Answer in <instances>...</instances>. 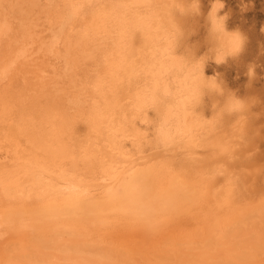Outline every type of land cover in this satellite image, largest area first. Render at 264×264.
<instances>
[{
    "label": "snow or ice",
    "instance_id": "1",
    "mask_svg": "<svg viewBox=\"0 0 264 264\" xmlns=\"http://www.w3.org/2000/svg\"><path fill=\"white\" fill-rule=\"evenodd\" d=\"M200 3L201 0H57L45 5L54 13L52 23L62 35H71L77 21L90 17L93 21L99 19L111 24L119 40L111 39L114 33L108 31H97L91 36L96 47L86 55L83 63L94 65L93 76L78 81V86L70 94L68 104L72 114L69 123L73 129L86 127L87 133L79 143L66 135H56L47 145L36 148L25 164L37 175L54 172V166H58L62 177H76L79 175L77 170L84 166L82 162L87 161L89 167L99 162L108 180L109 165L102 150L103 143L107 142V134L119 129L115 135L133 143L121 165L122 179L113 176L116 192L126 197L143 191V174L138 160L147 149L185 154L198 147L212 162L207 171L202 165H195L192 169L190 185L201 196L200 206L203 207V197L217 181L223 185L216 189V204L207 209L205 218L215 219L224 211L240 212L243 229H248L247 235H241L238 225L231 237L232 242L249 256H254L258 249L259 264H264V187L258 197L235 203L241 182L240 172L247 171L234 165L235 153L247 136L249 121L243 113L249 105L236 101V92L227 86L220 73L212 76L205 73L206 63L210 60L218 65L238 61L245 47V37L239 30L226 27L227 14L220 16L217 13L223 4L220 0H213L207 12L205 37L193 44L192 36L199 27L193 21L199 17L196 13L200 11ZM0 7L4 8L7 28L8 10L20 6L0 0ZM83 35L89 37V32L85 31ZM138 35L142 41L139 48L134 46ZM161 49L164 50L163 57L160 56ZM66 56L71 59L72 47L68 48ZM69 67L77 70V66L70 64ZM177 68L183 74L177 79L175 96L183 98L184 131L178 130L171 114L174 94L169 77ZM251 69L247 68V75L254 78ZM10 74V68L0 70V81L6 86L2 114L5 124L12 115L7 101ZM140 77L145 78L143 85L138 83ZM126 78L129 91L122 98L118 84ZM134 84L137 91L133 93ZM234 104L239 111L233 110ZM129 105H133L140 115L146 110L156 115L152 120L139 121L137 116L129 123L125 116L117 121V114L125 112ZM138 122L140 126H137ZM32 123L40 128L54 127L43 113ZM220 160L223 163L221 170L217 171L216 162ZM261 174L264 175V164L261 165ZM9 176L8 172L0 175V193L11 199L20 189ZM60 196L61 185L50 180L47 186H33L29 199L53 204ZM172 207V201L162 204L161 212H168ZM257 214L258 228L251 224ZM10 248L12 245H6L5 251ZM2 264L23 262L10 257ZM27 264L41 262L33 259ZM240 264L256 262L242 260Z\"/></svg>",
    "mask_w": 264,
    "mask_h": 264
},
{
    "label": "bare ground",
    "instance_id": "2",
    "mask_svg": "<svg viewBox=\"0 0 264 264\" xmlns=\"http://www.w3.org/2000/svg\"><path fill=\"white\" fill-rule=\"evenodd\" d=\"M4 2L16 4V5H19L20 7L11 8L8 10V12H7V25H8V27L7 28H5V11H4L3 7H0V70H2L4 68H10L11 69V74H10V78H9L8 85H7V88H8L7 101H8L9 109L12 112V115L10 116L9 120L7 121V124H5V121L2 119V114H3L4 106H5V87L6 86H5L3 81H0V175H3L5 172L10 173V176L8 178L13 182L14 185L18 186L20 190L14 192L13 197L11 199L5 197L2 193H0V248L1 247L3 248V252H6L5 246L9 245L11 243L10 241L7 240L8 236L7 237L5 236L6 234L7 235L9 234V232L6 233L9 228H11V229L14 228V231H13L14 233H15V229H16V232H18V234H19V236H18L19 239H17V240H19L18 244L16 241H14L15 244L12 242L13 243V244L11 243L12 246H14V245L18 246L19 243L21 242L20 238H21V240H24L22 237H24L26 239L31 233L34 232L35 227L37 229V227L41 228V226L43 228H45V226H48V227L50 226L49 227L50 232H48V233L54 232L52 230L56 228L55 229L56 234H58V233L61 234V235L59 234V236H58L59 238L61 236L60 241H63L62 235H64V234H62L64 231L62 232L61 229L66 228V227H69L71 229L76 228L75 230L78 232L81 229L82 230L90 229L91 232L95 236L94 238L96 239V238H99V237H97V236H99V233L101 235L102 229L106 228L105 230H108L107 228H109L110 225L112 227H114V224H118V226H122L119 224H122V222L127 221V220H129L130 222L131 221L133 222L135 220L138 221L140 219L139 221L142 222V220H144L147 223H148V220H149V222H150V220H152L151 221L152 223L153 222L155 223L157 221L158 224L163 225L164 223H162V222L165 221V219L171 217V213L173 211L174 212L181 211L180 214H182V212H185L191 216H194L196 218H200L202 221V224L201 225L198 224L200 226V229L198 228L197 231L200 230V232H202L199 234H203V239H206V238L208 239L210 236H215V240H217L216 234L219 232V230L223 229L226 226H228L227 228L230 229L231 227H229V225H233V223L236 222L238 219V216H237L239 214L238 211L221 212L215 217V219H206L205 218V214L207 212V209L212 208L216 204V199H215L216 189L223 186L222 182L217 181L212 186V188L208 191L207 195L203 197V207L200 206L201 196H200L199 192L194 190L190 185V180L192 178L191 173H192V169L195 165H202L203 170L207 171L211 167V164H212V162L209 159L207 161H204V162L200 161V156H199L200 150L198 147H194L190 152L185 153V154H178L174 150L165 151L163 149H160V150L153 151L150 148L147 149L146 154L144 156L140 157L138 160V163L142 169V174H143V191L139 192V193L133 192L126 197H122L120 194H118L116 192V190H115V183L116 182L113 180V176H115L117 179H122L123 171H122L121 165H122V162L126 159V152L133 148V143L131 140L125 142L122 138H120L119 136H116L115 132L119 131V129H113L112 133L107 134V142L103 143V149L102 150H103L104 156L106 157V159L108 161V165H109V167L107 169V173H106L108 176V180L105 179V172L101 170V165L99 162H96L94 167H89L87 161L82 162V164L84 166H82L80 169L77 170L79 172V175L76 177H68V176L62 177L61 175H59L60 169L58 166H54L55 167L54 172L45 173L44 175H37L35 172L32 171V169L28 165L25 164V161H27L29 159V157L34 154V150L36 148H38L40 146L47 145L52 140V138L54 136L66 135L68 138L73 139L77 143H79L80 138L85 133H87L88 129L86 127L81 126V127L76 128V129H73L69 123V121L71 119V114H72L71 109H70L69 104H68L70 94H72L74 92V89L78 86L77 85L78 81L88 80L89 78H91L93 76L94 65L83 63L86 55L88 53L92 52L93 49L96 47V42L91 40V36H94L97 33V31H108L110 33H114L110 38L118 41L119 35H118V33L114 32V29L112 28L111 24H105V22L103 20H99V19L93 21L90 17L87 19H81V20L77 21L76 25H75V32L72 33L71 35L60 34L56 30L55 25L52 23V18H53L54 13L52 12V10L44 7L45 5L57 2V0H4ZM220 2L222 3L221 0H220ZM211 3H213V0H210V2L208 3V6H206L207 12L210 11ZM217 13L220 16L223 15V14L221 15L220 9H217ZM205 19L207 20V18H205ZM229 30H232V29L229 28ZM85 31L89 32V37H85L83 35V32H85ZM130 43H131V41H130ZM77 45H79V46H77ZM134 46L137 48L142 47V41H141L139 35L135 39ZM69 47H72V49H73V56L71 57V59H69L66 56V53H67ZM145 51L147 52V49H145ZM160 56L161 57L164 56V50L163 49L160 50ZM70 64L77 66V70L73 71L69 67ZM205 73H206V75L211 76L206 71H205ZM182 75L183 74L177 68L173 72V74L169 77V80L172 84V92L174 94V99H173L172 105H171V114L173 116L174 124L177 126L178 130H180V131H184L186 129V124L184 122L185 121V115L182 111L183 98L179 97V96H175V93L178 90L177 86H176L177 79L182 77ZM144 79H145L144 77L139 78V81H138L139 85H143ZM118 88L120 90L121 97L125 98L127 96L128 91H129V85L127 82V78L124 80L123 83L118 84ZM131 91L133 93L137 91V85L136 84H134L132 86ZM236 101H239V100L236 98ZM233 110L239 111L238 107L235 104L233 105ZM210 111L211 110L209 109V113H210ZM41 113H43L46 117H48V119L54 125L53 128H49V127L40 128V127H38L32 123V121L37 116H39ZM155 115L156 114L154 112H149L147 110L145 111V113L143 115H140L139 113H137L135 111L133 105H129L127 107L126 111L118 113L116 118H117V121H120L121 119H123L126 116L128 122L131 123V121L133 120L134 117L139 116V121H143L144 119L152 120L155 117ZM137 126H140L139 122H138ZM145 127H146V125H145ZM222 163H223L222 160L216 162V170L217 171L221 170L220 166L222 165ZM50 180L51 181H57L61 185V196H60V199L58 202L53 203V204H48L46 202L41 203L39 201L29 199L30 190L33 186H37V185L47 186ZM86 188L91 189V191H85ZM169 201L173 202V207L168 212L162 213L161 212V205L166 204ZM235 203L240 204L241 202H239L236 199ZM175 210H178V211H175ZM168 213H170V215H168ZM178 214H179V212H178ZM166 215H168L169 217L168 216H167V218L164 217ZM162 219H164V220H162ZM254 219H256V218H254ZM161 220H162V222L160 223L159 221H161ZM188 220H189V218H188ZM144 221H143V224H145L144 225L145 227H143L144 229H142V230H145L148 227L150 228V226L153 225L152 223H150L152 225H149V223L147 224ZM237 223H240V222H237ZM256 223H257V221H256ZM133 224L134 223H132V225ZM135 224L138 225V224H142V223H140V222L137 223L135 221ZM127 225L128 224H126V226ZM238 225H241V223ZM62 226H63V228L59 229L62 233L60 231L57 232V228L62 227ZM126 226L124 227V230H122V231H121V227L119 229L116 226L120 230L118 232L119 235L116 232V234L118 235L117 237H119L123 241L126 240L125 242H128L125 245L123 243V246H125V247H124V249L122 247V250H126L127 249L126 246L128 244H131L134 247L135 241H138V239H139V238L137 239V236H140V234H138L136 231H134V230H136V229H134V227H136L135 225H133L134 227L132 226V228L134 230H132V229L129 230L130 227L128 225L129 231L125 230ZM146 226H148V227L146 228ZM137 227L139 229L140 225ZM141 227H142V225H141ZM77 228H80V229L77 230ZM153 228L155 229V227H153ZM201 228H203L202 231H201ZM47 229L45 228L44 230L48 231ZM66 229H63V230H66ZM71 229L70 230L67 229V232H66L67 234H70V235H66V239H67V237L71 239L70 243H72L71 236L73 237V240L75 237L78 236L76 231L74 230L75 231L74 232L73 229L72 230ZM167 229H168V225H167ZM191 229L193 231L194 228H191ZM233 229H235V228H233ZM41 230H42V232H45V231H43V229H41ZM41 230H40V232H41ZM87 230H86V234L84 235L85 238H88L89 233L87 234ZM139 230H141V229H139ZM142 230H141V232H143ZM151 230L152 229L150 228V230L147 229L144 232L145 233L148 231L150 232ZM160 230H161V228H160ZM174 230H175V228H174ZM225 230H226V228H225ZM36 231H38V230H36ZM115 231H116V228H115L113 233H115ZM184 231H185V229H184ZM192 231L190 232L191 235H193ZM243 231H242V233H244ZM246 231L247 230H245V233L243 235L247 234ZM10 232H11V230H10ZM68 232H70V233H68ZM72 232H74L73 233L74 236L72 235ZM149 232L146 233L145 236H148L147 234H149ZM48 233L45 236H47ZM75 233L77 234L76 236H75ZM102 233L108 235V231H105ZM182 233H183L182 230L170 232V234H172L174 240L177 239V241L182 237L186 238V236H189V234H190V233L189 234L183 233L185 235L187 234L186 236L185 235L183 236ZM194 233H196V232H194ZM222 233H223V230H222ZM226 233H227V231H226ZM16 234H15V238H16ZM35 234L39 235L37 232ZM56 234L54 233V234H51V235L49 234V235L54 237ZM80 234H81V232H80ZM37 235H35V236H37ZM82 235H79V236H82ZM168 235L166 233V236H168ZM231 235L232 234H230V237H232ZM32 236H33V234H32ZM35 236H33L32 239H34ZM50 236H47V237L51 239ZM79 236H78V238H79ZM91 236H89V237H91ZM166 236H164V238ZM169 236H171V235H169ZM226 236H227V234H226ZM58 237L53 238V239L57 240L55 242H57L59 246L57 247L55 245L53 248H55V247L59 248L60 246L62 247L63 245H65V244H63V242L60 243V241H58ZM112 237L115 238L114 235H112ZM155 237H156V235H155ZM168 237H166V239ZM196 237L198 239V236H196ZM37 238H39V237H37ZM41 238H39V240L41 239L42 241L43 240L44 241L40 245H42V246H43V244L46 245V249H47V247H49L48 245H50L49 241H51L53 239L49 240L48 238H45L48 240L47 243L45 244L46 240L43 237H41ZM78 238H77V240H78ZM105 238H106L105 235L104 236L101 235L99 238L100 239L99 243H98V239H96L97 240L96 242L98 244V245L97 244L96 245L99 247V244H101V241H105ZM149 238H151V237H149ZM191 238H192V236H191ZM217 238H219V237H217ZM82 239L84 240V238H82ZM82 239H80V240H82ZM145 239H146V237H145ZM192 239L194 240V238H192ZM197 239H196V241H197ZM203 239L201 237L202 241H203ZM211 239H213V238H211ZM34 240H36V239H34ZM86 240H88V239H86ZM91 240H93V239H91ZM189 240L193 241L190 238H189ZM11 241H13V240H11ZM27 241H31V240H27ZM27 241H26V243H27ZM75 241H76V238H75ZM156 241H157V243L155 244ZM156 241H153L154 244H152V246L151 247L149 246V247L154 248V246H155L156 247L155 249L157 250L156 245L158 244L160 239L158 240V238H157ZM165 241L166 240L164 239V242ZM177 241L175 240V242H177ZM223 241H221V242L225 244L226 241L225 242H223ZM31 242H33V240ZM31 242H29V243L31 245H33ZM78 242H76V244ZM96 242L94 240V243H96ZM133 242H134V244H132ZM141 242H142V240H141ZM143 242H147V241H143ZM206 242H209V239ZM26 243L24 241V245H26ZM50 243L52 245V244H54V241L53 242L51 241ZM67 243H69L68 239H67L66 244ZM179 243H180V240H179ZM179 243L177 245H179ZM181 243H182V241H181ZM181 243H180L181 246L182 245L185 246V243L184 244H181ZM209 243H211V241ZM30 244H28V245H30ZM72 244H75V243L73 242ZM79 244L80 243H78L75 246H78ZM86 244L90 245L89 241L88 242L86 241L85 245ZM110 244H112V243L110 242ZM110 244H108V245L111 246ZM137 244H136V246H137ZM149 244H150V242H149ZM171 244L172 243H170V245ZM189 244H191V243H189ZM204 244H206V243H204ZM37 245H38V243H37ZM102 245H100L101 248H103V247L105 248V245L104 246H102ZM172 245H174V244H172ZM177 245H176V247H177ZM231 245H228L230 250H232ZM15 246L9 249V251L7 252V255L5 254L6 257L4 255V257H5L4 259L8 260L10 257H15L16 259L20 260L19 255L16 254V252H15V249H18V247H15ZM21 246H19V247H21ZM42 246H40V247L42 248ZM86 246L88 248V245H86ZM106 246H107V244H106ZM116 246H114V247H116ZM142 246L143 245H141V247ZM186 246H187V244H186ZM218 246H220V243ZM218 246H216V244H215L214 247L218 248ZM221 246H224V245L221 244ZM232 246H234V243ZM28 247H29L28 248L29 250H31L32 248L34 249V247H32V248H31V246H28ZM50 247H52V246H50ZM74 247H71V248L74 249ZM80 247H81V249L84 248V244H80L79 248ZM111 247H113V246H111ZM114 247L112 249L113 250L116 249L115 253L118 252V254H119V251L117 250V248L114 249ZM158 247H159V245H158ZM173 247H175V246H173ZM205 247L207 248L206 245H205ZM227 247L224 246L223 249H221V247L218 248V249H221L220 251L214 248V250L217 251V256L222 255L224 258L227 257L228 253L230 252V250ZM36 248L39 249V247H36ZM57 248H55L53 250H57ZM71 248L70 247L68 248L69 251ZM75 248L78 249L77 247H75ZM90 248H92V247H90ZM129 248L130 247L128 245L127 251L131 252V249H129ZM164 248H165V246H164ZM206 248H205V251H206ZM211 248H213V246H211ZM33 249L30 252H32ZM43 249H44V252L47 251L45 253H47L48 255H49V252H50V254H52L53 250L48 249V250H50V251H48L44 248V246H43ZM81 249L79 251L80 253H81ZM132 249H134V248H132ZM135 249H136V247H135ZM142 249H144V246L142 247ZM142 249H139V251L140 250L142 251ZM148 249H147V252H148ZM172 249H174V248H172ZM199 249H201V248H199ZM22 250L19 249L18 252L22 251ZM25 250L26 249H24L23 252H25ZM61 250H59V251H61ZM84 250H86V249L84 248ZM84 250H82V252ZM92 250H94V249H92ZM161 250L167 251V248L166 249L161 248ZM186 250H188V249H186ZM210 250H212L211 251V253H212L213 249H210ZM35 251H36V253L37 252L40 253L39 250H35ZM95 251H96V248H95ZM103 251H104V249H103ZM103 251H101V252H103ZM145 251H146V249H145ZM205 251H204V253H205ZM105 252H107V254H108V250ZM112 252H110L109 255L112 254ZM120 252H121V250H120ZM132 252H134V250H132ZM207 252H209V251L207 250ZM26 253H28V252L26 251ZM42 253H43V251H42ZM58 253L59 252H56V254H58ZM65 253L66 254L72 253L71 255H73L74 252H72V249H71V252H68V253L65 252ZM142 253H144V251H142ZM163 253H162V255H164ZM196 253H198V252H196ZM204 253H202V254H204ZM107 254H105V255H107ZM121 254H122V252H121ZM129 254H128V256H129ZM24 255H26V254H24ZM84 255H85V253H84ZM91 255H93V253ZM114 255L117 256V253ZM122 255H120V256H122ZM135 255H136V252H135ZM147 255H149V256H146V259H147V257H150V256L152 257V255H154V254L151 255V253H149ZM156 255L157 254L155 253V256ZM158 255H159V253H158ZM232 255H233V253H232ZM41 256H43V255H41ZM62 256H64V255H62ZM68 256L69 255H67V257ZM103 256H104V254H103ZM110 256H112V255H110ZM164 256L162 258L165 259ZM179 256H180V254L178 255V257ZM211 256L213 257V255H211ZM217 256L215 255V257H217ZM239 256H238V258H239ZM52 257L55 260L53 259V262H52V260H50L51 261V262L49 261L50 264L51 263L61 264L60 260L57 258V257H59V254L57 256V255H55V252H54L52 254ZM91 257L93 258V256H91ZM139 257H141V254L139 255ZM143 257L145 258V256H143ZM143 257H141V259L144 260ZM0 258H2V257H0ZM29 258H31V257H29ZM101 258H103V257H101ZM132 258H133V256H132ZM167 258H168V256H167ZM233 258H235V255ZM4 259L2 258V260H4ZM68 259H70V257H68ZM191 259H193V258H191ZM203 259H204V257H203ZM205 259H208V257H205ZM23 260H24V258L21 260V262ZM36 260H38V259H36ZM40 260H43V257L40 258ZM71 260H72V258H71ZM92 260H94V259H92ZM126 260H128V259H125V261ZM147 260H149V262H151L149 258ZM183 260H184V257H183ZM186 260L183 262H186ZM209 260H211V259H209ZM231 260H232V258H231ZM24 261L25 262H23V264H27V261L26 260H24ZM66 261H65V264L68 263V260H66ZM101 261L104 262V260H102V259H101ZM116 261H118V260H116ZM156 261H158V260H156ZM43 262H44V260H43ZM57 262H59V263H57ZM61 262H62V264H64L63 260H61ZM69 262H71V263H68V264H74L73 260L69 261ZM80 262H82V261H78V260L75 261V263H78V264ZM103 262H102V264H103ZM126 262H128V261H126ZM135 262H137V261L135 260ZM154 262H155V259H154ZM162 262H164V261L162 260ZM187 262H188V260H187ZM202 262H204V261H202ZM47 263H48V261L44 264H47ZM121 263H119V264H121ZM138 263L140 264V262H138ZM141 263H143V262L141 261ZM99 264H101V263H99ZM133 264H134V262H133ZM135 264H137V263H135ZM144 264H145V262H144ZM167 264H168V262H167ZM209 264H211V263L209 262Z\"/></svg>",
    "mask_w": 264,
    "mask_h": 264
},
{
    "label": "rangeland",
    "instance_id": "3",
    "mask_svg": "<svg viewBox=\"0 0 264 264\" xmlns=\"http://www.w3.org/2000/svg\"><path fill=\"white\" fill-rule=\"evenodd\" d=\"M222 1V4H223V8L222 9H220V12H221V15L222 16H224L225 14H227V16H226V21H225V23H226V27L229 29H232V30H239L242 34H243V36L245 37V47H244V50H243V52H242V54H241V57H240V59L238 60V61H230L229 63H225V64H216L215 63V61H208L207 63H206V66H205V71L208 73V74H210L211 76L212 75H214L215 73H220L221 74V76H222V78L225 80V82H226V84H227V86L229 87V88H231V89H233L235 92H236V98L240 101V103H242V104H248L249 106H248V108H247V110L243 113V115H245V117L247 118V120L249 121V127H248V130H247V136H246V138H245V141L243 142V144H242V147L240 148V149H238L237 151H236V153H235V155H236V157H237V160H236V164L234 165L235 167H238V168H241V169H247V171H241L240 172V175H241V182H240V185H239V190H238V192H237V200L239 201V202H245V201H247L248 199H251V198H254V197H258L259 196V194H260V192H261V189H262V187H264V175H262L261 174V165L262 164H264V0H221ZM210 2V0H201V3H200V11L198 12V13H196L199 17L195 20V21H193L194 23H198L199 24V27H198V31H196L194 34H193V36H192V43L194 44V43H196L198 40H202L204 37H205V34H206V27H207V25H206V19L205 18H207V7L206 6H208V3ZM205 8V9H204ZM223 12V13H222ZM206 16V17H205ZM248 67H251V68H255V72H256V74H255V77L254 78H252V77H249L248 75H247V68ZM250 101H253V102H251L250 103ZM210 109V108H209ZM251 112V113H250ZM252 117V118H251ZM251 127V128H250ZM253 127V128H252ZM254 132V133H253ZM250 134V135H249ZM252 134V135H251ZM249 138V139H248ZM259 144V145H258ZM199 150H200V154H199V156H200V161H202V162H204V161H207L208 160V158H207V154L202 150V149H200L199 148ZM175 211H178V210H175ZM174 212V211H173ZM171 213V217H169L168 215H170V213H168V215H166V216H164V217H166L167 218V216L169 217V218H167V219H165V221H163L162 222V220H164V219H162L161 221H159L160 223L162 222V223H164L163 225H161V224H158L157 223V221L154 223H152L151 221L152 220H150V222H149V220H148V223H149V225H152V226H150V228L153 230L154 228L153 227H155V229L152 231H148L149 232V234H147L148 236H145V234L146 233H148V232H144V231H146L147 229L148 230H150V228L148 227V226H146V228L147 229H145V230H142V229H144L143 227H145L144 225L145 224H143V221L144 220H142V222L141 221H137V220H135L137 223L138 222H140V223H142V224H138V225H136L135 224V221H131L132 223H134L133 225H135L136 227H134L133 225H132V223L129 221V220H127V221H124V222H122V224H119V225H122V226H118V224H114V227H112L111 225H110V227L109 228H107L108 230H105V229H102V231H101V235H105L106 236V238H105V241H101V244H99V247L97 246L98 244H97V240L96 239H98V243H99V241H100V233H99V236H97V237H99V238H94L95 236H94V234L91 232V230L90 229H84V230H79L80 228H77V230H79V232L78 231H76L74 228H72L73 229V231L75 230L76 231V233L78 234V236L79 235H82V236H79V238H78V236L77 237H75L76 238V241H75V238H74V240H73V237L71 236V238H72V243L74 242L75 244H72V243H70V241H71V239L70 238H68L67 237V239L69 240V243H67L66 244V242H67V239H66V235H70V234H67L66 232H67V229H71V228H69V227H66V228H63V226L62 227H59V228H57V232H59L60 230L59 229H61V228H63V229H66V230H63V229H61V231L63 232H61L62 234H64V235H62V238H63V241H60V238H61V236H60V238L58 237L59 236V234L60 233H58V234H56V232H55V229H51L52 231H54V232H52V233H48V232H50L49 231V227L48 226H45V228L48 230V231H46V230H44L45 228H43L42 226H41V228H39V227H37V229H36V227H35V229H34V232L36 233H38L39 235H37V234H35L34 232L33 233H31L26 239L24 238V237H22L24 240H21V238H20V243H19V245L18 246H15V247H18V249H15V252H16V254H18L19 255V259H20V261L24 258V260H26L27 262L28 261H30V259L32 260V259H38L40 262H41V264H44V263H46L47 261H48V263H49V261L50 260H52V262H53V257H52V254L55 252V255H57L58 256V254H59V257H57L59 260H60V263L62 264V262H61V260H63V262H64V264H65V261L66 260H68V263H71V262H69V261H72L73 260V262H74V264H78V263H75V261L76 260H78V261H82V262H80L79 264H99V263H101L102 264V262L103 261H101V259L102 260H104V262H103V264H119V263H121V264H133V262H134V264L135 263H137V264H139L138 262H140V264H144V262H145V264H167V262H168V264H179L180 262L182 263V264H209V262L211 263V264H240V261H242V260H254L255 262H256V264H259V261H260V259H261V256H260V254H259V250L257 249V252H256V254L254 255V257L253 256H247L246 254H244L243 252H240V250L237 248V246H232L233 245V242H232V239H231V237H230V234H232L231 236H233V234L236 232V228H237V225L238 224H240L241 223V225H239L240 226V228H241V230L245 233V230H247L248 231V229H243V220H242V217H241V213L239 212V214L237 215L238 216V219H237V221L236 222H234L233 223V225H229V227H231L230 229H228L227 227L228 226H226V227H224L223 229H221V230H219V232L216 234L217 235V237H219V238H217L216 237V239L217 240H215V236H210L211 238H213V239H211L210 237L208 238L209 239V242L211 241V243L213 244H211V243H209V242H206L208 239L206 238V239H203V234H199V233H202V232H200V230L199 231H197V229L199 228L200 229V226L198 225V224H202V221H201V219L200 218H196V217H194V216H191V215H189V214H187V213H185V212H182V214H180L181 213V211H178L179 212V214H178V212H174V213ZM189 216V217H188ZM192 217V218H191ZM188 218H189V220H188ZM256 219H254V220H252V222H251V224H254L256 227L257 226H259V216H258V214H257V216L255 217ZM194 219V220H193ZM198 219V220H197ZM168 222H167V221ZM240 220V221H239ZM147 221V220H146ZM242 221V222H241ZM256 221H257V223H256ZM127 222V223H126ZM129 222V223H128ZM145 222V221H144ZM237 222H240V223H237ZM145 223H147V222H145ZM147 223V224H148ZM150 223H152V224H150ZM158 225H157V224ZM176 223V224H175ZM237 223V224H236ZM126 224H128L129 225V227H128V225L126 226ZM146 224V225H147ZM156 224V225H155ZM197 224V225H196ZM126 226V228H125V230L126 231H129V230H134V229H136V230H134V231H136L138 234H140V236H137V239H138V241H135V244H134V242L132 243V244H134V247L131 245V244H128L129 245V249H131V252L129 251H127L128 250V245L126 246L127 247V249L126 250H122V247H123V249H124V247L125 246H123V243H124V245L125 244H127L128 242H125V241H123L122 239H120L119 237H117L119 234H118V232L120 231L119 229H120V227H121V231L122 230H124V227ZM134 227V229L132 228V226ZM140 225V227H141V225H142V227L140 228L139 227V229H141L143 232H141V230H139L138 229V227L137 226H139ZM167 225H168V229H167ZM119 228H117V227ZM162 226V227H161ZM165 226V227H164ZM235 226V227H234ZM159 227V228H158ZM164 227V228H163ZM235 228V229H233V228ZM41 229H43V231H45V232H42V230H41V232H40V230ZM111 228V229H110ZM115 228H116V231H115V233H113L114 232V230H115ZM128 228H129V230H128ZM160 228H161V230H160ZM174 228H175V230H174ZM183 228V229H182ZM191 228H194L193 229V231H192V229ZM225 228H226V230H225ZM258 228V227H257ZM71 229V230H72ZM184 229H185V231H184ZM191 229V230H190ZM202 229L203 228H201V231H202ZM228 229V230H227ZM10 230H11V232H10ZM36 230H38V231H36ZM86 230H87V234H88V238H85L84 237V235L86 234ZM90 230V231H89ZM139 230V231H138ZM177 230H182V232L183 233H190L191 231H192V234L193 235H191V233L189 234V236H186L185 234H183L182 233V235L184 236H186V238L185 237H182V238H180L179 240H180V243H181V241H182V243L181 244H184L185 243V246L184 245H180V243H179V240L177 241V239H175L177 242H175V240H174V238H173V236H172V234H170V232H175V231H177ZM188 230V231H187ZM190 230V231H189ZM222 230H223V233H222ZM14 231V228L13 229H11V228H9L8 229V231L6 232V233H8L9 232V234L7 235H5L6 237H7V240L8 241H10L11 243L13 242L14 244H15V242L14 241H16L17 242V244H18V242H19V240H17V239H19V234H18V232H16V229H15V233L13 232ZM74 231V232H75ZM105 231H108V235L107 234H103L102 232H105ZM166 231V232H165ZM168 231V232H167ZM225 231V232H224ZM226 231H227V233H226ZM230 231V232H229ZM235 231V232H234ZM242 231H241V233H242ZM247 231H246V233H247ZM48 233V235L47 236H50L51 234H56L55 236L56 237H58V241H60V243H62L63 242V244H65V245H63L62 247L60 246L59 248H57L59 245H58V243L57 242H55V241H57V240H55V239H53V238H56L55 236L53 237V236H50L51 237V239H53V240H51L50 238H48L47 236H45L47 233ZM74 232H72V235L74 236ZM80 232H81V234H80ZM116 232H117V234H116ZM140 232V233H139ZM159 232V233H158ZM194 232H196V233H194ZM234 232V233H233ZM17 233V234H16ZM68 233H70V232H68ZM75 233V236L77 235ZM157 233V234H156ZM166 233H167V235L169 234V235H171V236H166ZM222 235H220V234ZM244 233H242L241 235H243ZM14 234V235H13ZM15 234H16V238H15ZM32 234H33V236H35V235H37V236H35L34 237V239H36V240H34V239H32L33 238V236H32ZM35 234V235H34ZM42 234V235H41ZM50 234V235H49ZM111 234V235H110ZM144 234V235H143ZM152 234V235H151ZM226 234H227V236H226ZM229 234V235H228ZM12 235V236H11ZM61 235V234H60ZM92 235V236H91ZM112 235H114L115 236V238H113L112 237ZM154 235V236H153ZM155 235H156V237L158 238V240L160 239V241L158 242V244L156 245L157 246V250L155 249L156 247L154 246V248L152 247V248H150L151 246H152V244H154V242L153 241H156L157 240V238L155 237ZM245 235H247V234H245ZM87 236V235H86ZM89 236H91V237H89ZM163 236V237H162ZM164 236H166V237H168L167 239H166V237L164 238ZM191 236H192V238H194V240L191 238ZM196 236H198V239H197V237ZM202 237V239H203V241L201 240V237ZM221 236V237H220ZM225 236V237H224ZM18 237V238H17ZM37 237H39V238H41V237H43L44 239L45 238H48L49 240H51L52 242L54 241V244H52L51 245V241H49V244L50 245H48L49 247L50 246H52V247H47V249H46V245H44L43 244V246H44V248L46 249V250H48V249H51V250H53V249H55V248H57V250H53L52 251V254H50V252H49V255L47 254V253H45V252H47V251H45L44 252V249H43V246L42 245H40V244H42V242L44 241H42L41 239V241L39 240V238H37ZM109 237V238H108ZM111 237V238H110ZM145 237H146V239H145ZM149 237H151V238H149ZM162 237V238H161ZM173 239H172V238ZM224 237V238H223ZM10 240H9V239ZM30 238V239H29ZM65 238V239H64ZM77 238H78V240H77ZM82 238H84V240L82 239ZM149 238V239H148ZM171 238V239H170ZM185 240H184V239ZM189 238L191 239V240H193V241H190L189 240ZM80 239H82V240H80ZM86 239H88V240H86ZM91 239H93V240H91ZM117 241H115V240ZM118 239V240H117ZM151 239V240H150ZM153 239V240H152ZM155 239V240H154ZM164 239L166 240L165 242H164ZM169 239V240H168ZM182 239V240H181ZM196 239H197V241H196ZM224 241H223V240ZM11 240H13V241H11ZM27 240H33V242H31V241H27ZM46 240V242H45V244L47 243V239H45ZM88 242L89 241V243H90V245L89 244H86V245H88V248H87V246L85 245V243H86V241ZM94 240H95V242L96 243H94ZM141 240H142V242L143 241H147V242H141ZM162 240V241H161ZM173 240V241H172ZM200 240V241H199ZM206 240V241H205ZM214 240V241H213ZM223 241V242H225V244L224 243H222L221 241ZM24 241H25V243H26V241H27V243H26V245H24ZM41 243H40V242ZM79 241V242H78ZM113 241V242H112ZM128 241V240H127ZM186 241V242H185ZM190 241V242H189ZM205 241V242H204ZM217 241V242H216ZM9 242V243H10ZM29 242H31L33 245H31ZM76 242H78V243H80V244H84V248L86 249V250H84V248H82L81 249V247L79 248V245L78 246H75V245H77L76 244ZM82 242V243H81ZM107 242V243H106ZM110 242L112 243V244H110ZM120 242V243H119ZM140 245H138L137 243ZM149 242H150V244H149ZM188 242V243H187ZM206 243V244H204V243ZM220 243V246H218L219 245V243ZM10 243V244H11ZM12 243V244H13ZM37 243H38V245H37ZM57 243V244H56ZM59 243V244H60ZM105 243V244H104ZM116 243V244H115ZM119 243V244H118ZM157 243V241L155 242V244ZM170 243H172V244H174V245H170ZM179 243V245H177ZM189 243H191V244H189ZM196 243V244H195ZM229 243V244H228ZM9 244V245H10ZM11 244V245H12ZM16 244V245H17ZM28 244H30V245H28ZM97 244V245H96ZM103 244V245H102ZM106 244H107V246H106ZM108 244H110L111 246H116L117 244V246L116 247H114V249L115 248H117V250L119 251V254H118V252H116L117 253V256H115L114 254H116L115 253V251H116V249L115 250H113L112 248L113 247H111V246H109ZM136 244H137V246H136ZM147 244V245H146ZM149 244V245H148ZM165 244V245H164ZM186 244H187V246H186ZM189 244V245H188ZM194 246H193V245ZM204 244V245H203ZM208 244V245H207ZM211 244V245H210ZM215 244H216V246H218V248H220L221 247V249H223L224 248V246H228V245H231V249L232 250H230V248H229V246L227 247L229 250H230V252L228 253V256L227 257H223L222 255V257L221 256H217V251L216 250H214V246H215ZM221 244L222 245H224V246H221ZM22 245V246H21ZM31 246V248L32 247H34V249H33V251L32 252H30L31 250H29L28 248V246ZM42 246V248L40 247V246ZM57 246V247H55V248H53L54 246ZM100 245H102V246H104L105 245V248L103 247V248H101V246ZM122 245V246H121ZM132 247H131V246ZM141 245H143L144 246V249H142V247H141ZM158 245H159V247H158ZM168 247H167V246ZM176 245H177V247H176ZM205 245L207 246V248L205 247ZM14 246H12V247H14ZM19 246H21V247H19ZM39 247V249L38 248H36V247ZM77 247L78 249H76L75 247ZM92 247V248H90V247ZM94 246V247H93ZM150 246V247H149ZM164 246H165V248H164ZM173 246H175V247H173ZM184 246V247H183ZM203 246V247H202ZM209 246V247H208ZM211 246H213V248H211ZM24 247V248H23ZM67 247V248H66ZM71 248V247H74V249L73 248H71L72 249V252H74L73 253V255H71L70 253H68V252H71V249H70V251H69V249L68 248ZM98 247V248H97ZM111 247V248H110ZM135 247H136V249H135ZM139 247V248H138ZM149 249H148V248ZM170 247V248H169ZM198 247V248H197ZM66 248V249H65ZM95 248H96V251H95ZM100 248V249H99ZM110 248V249H109ZM132 248H134V249H132ZM161 248H163V249H166L167 248V251H164V250H161ZM172 248H174V249H172ZM199 248H201V249H199ZM205 248H206V251H205ZM213 249V252L211 253V251L212 250H210V249ZM218 248H215V249H217V250H221V249H218ZM1 250H0V257H2L3 259L6 257V255H7V252H3V248L1 247L0 248ZM13 249V250H14ZM24 250V249H26L25 250V252H23V250L22 251H19L18 252V250ZM43 249V250H42ZM62 249V250H61ZM80 249H81V253L79 252L80 251ZM92 249H94V250H92ZM102 249V250H101ZM103 249H104V251H103ZM121 250V252H122V254H121V252H120V250ZM139 249H142V251H144V253H142V251L140 250L139 251ZM145 249H146V251H145ZM147 249H148V252H147ZM152 249V250H151ZM155 249V250H154ZM186 249H188V250H186ZM194 249V250H193ZM197 249V250H196ZM35 250H39L40 251V253H36V251ZM59 250H61V251H59ZM67 250V251H66ZM75 250V251H74ZM82 250H84L83 252H82ZM108 250V254H107V252H105V251H107ZM132 250H134V252H132ZM137 250V251H136ZM151 250V251H150ZM178 250V251H177ZM207 250L209 251V252H207ZM11 251V250H10ZM26 251L29 253H26ZM35 251V252H34ZM42 251H43V253H42ZM48 251H50V250H48ZM77 251V252H76ZM93 251V252H92ZM98 251V252H97ZM101 251H103V252H101ZM113 251V252H112ZM139 251V252H138ZM153 251V252H152ZM171 251V252H170ZM195 251V252H194ZM204 251H205V253H204ZM24 254H26V255H24ZM56 252H59L58 254H56ZM65 252H67L68 254H66ZM87 252V253H86ZM105 252V253H104ZM110 252H112V254H110V255H112V256H110L109 255V253ZM128 252V253H127ZM135 252H136V255H135ZM146 252V253H145ZM159 253V255H158V253ZM165 255H162V253ZM184 252V253H183ZM193 254H192V253ZM196 252H198V253H196ZM200 252V253H199ZM14 253V252H13ZM31 253V254H30ZM34 255H33V254ZM84 253H85V255H84ZM89 253V254H88ZM93 253V255H91ZM114 253V254H113ZM131 255H130V254ZM141 254V257H143V256H145V258H144V260L143 259H141V257H139V255ZM149 253H151V255L152 254H154V255H152V257L150 256V257H147V259L149 258L150 259V261L151 262H149V260H147L146 259V256H149V255H147V254H149ZM155 253L157 254L156 256H155ZM161 253V254H160ZM168 253V254H167ZM171 253V254H170ZM202 253H204V254H202ZM208 253V254H207ZM210 253V254H209ZM232 253H233V255H232ZM6 254V255H5ZM87 254V255H86ZM96 254V255H95ZM103 254H104V256H103ZM105 254H107V255H105ZM128 254H129V256H128ZM133 254V255H132ZM145 254V255H144ZM170 254V255H169ZM176 254V255H175ZM180 254V256L178 257V255ZM231 254V255H230ZM4 255H5V257H4ZM24 255V256H23ZM41 255H43V256H41ZM46 255V256H45ZM62 255H64V256H62ZM66 255V256H65ZM67 255H69L68 257H70V259H68V257H67ZM95 255V256H94ZM101 255V256H100ZM120 255H122V256H120ZM143 255V256H142ZM162 255V256H161ZM175 255V256H174ZM183 255V256H182ZM205 255V256H204ZM211 255H213V257L211 256ZM215 255L217 256V257H215ZM234 255H235V258H233L234 257ZM240 255V256H239ZM246 255V256H245ZM37 256V257H36ZM72 256V257H71ZM74 256V257H73ZM90 256V257H89ZM91 256H93V258L91 257ZM108 258H107V257ZM114 256V257H113ZM132 256H133V258H132ZM155 256V257H154ZM165 257V259L164 258H162V257ZM167 256H168V258H167ZM171 256V257H170ZM173 256V257H172ZM186 256V257H185ZM194 256V257H193ZM198 256V257H197ZM211 256V257H210ZM238 256H239V258H238ZM243 256V257H242ZM29 257H31V258H29ZM42 258L43 257V260H44V262H43V260H40V258ZM56 257V256H55ZM100 257V258H99ZM101 257H103V258H101ZM113 259H112V258ZM118 257V258H117ZM126 257V258H125ZM183 257H184V260H183ZM193 258V259H191V258ZM197 257V258H196ZM203 257H204V259H203ZM205 257H208V259H205ZM2 258H0V264L2 263V262H4L6 259H4V260H2ZM22 258V259H21ZM50 258V259H49ZM71 258H72V260H71ZM85 260H84V259ZM97 258V259H96ZM115 258V259H114ZM117 258V259H116ZM158 258V259H157ZM171 258V259H170ZM178 258V259H177ZM180 258V259H179ZM182 258V259H181ZM188 258V259H187ZM201 258V259H200ZM219 258V259H218ZM223 258V259H222ZM231 258H232V260H231ZM258 258V259H257ZM81 259V260H80ZM91 259V260H90ZM92 259H94V260H92ZM110 259V260H109ZM125 259H128V260H126V261H128V262H126L125 261ZM139 259V260H138ZM153 261H152V260ZM154 259H155V262H154ZM168 259V260H167ZM170 259V260H169ZM173 259V260H172ZM188 260V262H187V260ZM190 259V260H189ZM209 259H211V260H209ZM221 259V260H220ZM236 259V260H235ZM2 260V261H1ZM22 261V262H25V261ZM55 260V259H54ZM65 260V261H64ZM89 262H88V261ZM116 260H118V261H116ZM132 260V261H131ZM135 260L137 261V262H135ZM147 260V261H146ZM156 260H158V261H156ZM162 262V260L164 261V262H160V261ZM185 261L186 260V262H183V261ZM193 260V261H192ZM215 260V261H214ZM218 260V261H217ZM239 260V261H238ZM100 261V262H99ZM107 261V262H106ZM113 261V262H112ZM120 261V262H119ZM141 261L143 262V263H141ZM172 261V262H171ZM174 261V262H173ZM180 261V262H179ZM200 263H199V262ZM202 261H204V262H202ZM214 261V262H213ZM232 261V262H231ZM51 262V261H50ZM67 262V261H66ZM72 262V263H73ZM85 262V263H84ZM96 262V263H95ZM124 262V263H123ZM147 262V263H146ZM157 262V263H156ZM170 262V263H169ZM202 262V263H201ZM47 263V264H48ZM57 263H59V262H57ZM67 263V264H68ZM180 263V264H181ZM50 264V263H49ZM51 264H53V263H51ZM54 264H56V263H54Z\"/></svg>",
    "mask_w": 264,
    "mask_h": 264
},
{
    "label": "clouds",
    "instance_id": "4",
    "mask_svg": "<svg viewBox=\"0 0 264 264\" xmlns=\"http://www.w3.org/2000/svg\"><path fill=\"white\" fill-rule=\"evenodd\" d=\"M251 72L254 74V77H255V74H256V72H255V68H252V69H251Z\"/></svg>",
    "mask_w": 264,
    "mask_h": 264
}]
</instances>
